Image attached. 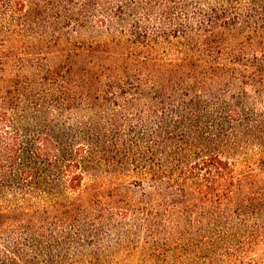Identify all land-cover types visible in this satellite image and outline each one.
Listing matches in <instances>:
<instances>
[{"label": "trees", "instance_id": "1", "mask_svg": "<svg viewBox=\"0 0 264 264\" xmlns=\"http://www.w3.org/2000/svg\"><path fill=\"white\" fill-rule=\"evenodd\" d=\"M78 8L61 34L48 4L0 0V264H62L76 239L48 235L57 200L153 224L155 255L176 264H264V192L226 156L264 154V0ZM60 41L62 67L38 65ZM132 167L149 188L121 192L112 174Z\"/></svg>", "mask_w": 264, "mask_h": 264}, {"label": "rangeland", "instance_id": "2", "mask_svg": "<svg viewBox=\"0 0 264 264\" xmlns=\"http://www.w3.org/2000/svg\"><path fill=\"white\" fill-rule=\"evenodd\" d=\"M85 0H29L31 5L36 7L39 2H44L51 7L48 13V20L53 23L52 30L60 31L62 34V9L64 14L69 12L78 13V6L82 5ZM91 38V37H89ZM42 51V50H40ZM37 64L41 66L58 65L62 67V41L59 45H51L47 50L44 49L41 56H38ZM238 167L239 172L246 179L244 189L246 193L254 191L264 192V175H262V167H264V154L256 150L254 146L249 148L233 149L226 153ZM113 175V183L115 188L123 190L124 185L129 183H137L140 188L138 191L148 189V182L142 181L144 178L136 169L129 168L115 172ZM133 186V185H132ZM117 192V191H116ZM4 195H0V210L10 207L12 203L6 202ZM116 198H106L105 205H113ZM87 199H81L78 203L82 204ZM36 200L25 202V207L34 209L37 208ZM16 203V201L14 202ZM55 207L49 211L47 221L48 235L53 232L57 237H74L71 245H64L66 239H62V264H84L87 260L101 261L106 264H176L174 251H169L166 255L160 256V252L155 255L153 249L156 243L153 237L148 236L147 229L156 232L157 227L153 224L147 225L142 220H133L127 223V215L122 214L118 217V221L112 219L113 210L103 208H88L82 209L81 212H76L71 216L62 214V201L57 200ZM117 204V203H116ZM31 209V210H32ZM117 212V211H116ZM123 216V217H122ZM120 222V225L117 223ZM127 224V225H126ZM125 225L130 226L132 232L131 238L120 237L124 236ZM126 231V230H125ZM163 239L164 235H163ZM71 241L69 240V243ZM119 243V244H117ZM117 244V245H116ZM110 247L112 249L97 252L98 246ZM72 246V247H71ZM141 246L139 249L136 247ZM174 245H172L173 247ZM70 249V253L66 254V250ZM159 257L160 260H159ZM165 257V258H164Z\"/></svg>", "mask_w": 264, "mask_h": 264}]
</instances>
